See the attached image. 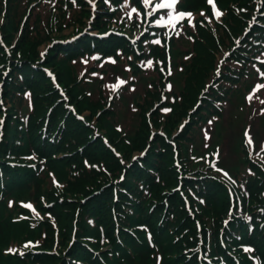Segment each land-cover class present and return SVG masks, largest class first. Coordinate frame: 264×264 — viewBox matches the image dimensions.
I'll list each match as a JSON object with an SVG mask.
<instances>
[{"label":"trees","instance_id":"16d2710c","mask_svg":"<svg viewBox=\"0 0 264 264\" xmlns=\"http://www.w3.org/2000/svg\"><path fill=\"white\" fill-rule=\"evenodd\" d=\"M131 1L133 2L134 0ZM216 1L223 10H225V16L221 19V23L216 24V22H213L210 24L206 18L200 17L198 19L199 21L197 20L193 27L187 28L185 35L182 36L181 39L184 49L175 47V49L170 50L174 70L173 80L175 83L181 85V89L177 96L174 95L175 98H180L178 100L180 102L176 103V107H174V111L171 114L172 118H177L180 114H185L187 109L193 105L197 99V95L202 89H205V83L210 82L211 77L209 78V76L213 75L214 68L218 62L217 58L222 56L224 49H232L233 39L242 35L243 29L247 25V20L250 18L252 0ZM62 2L63 0H0V12L5 7L6 15L11 20V23H16L15 25H10L5 20L4 27L2 28L5 42L10 47V50L6 51L0 46V67L2 64L4 65L10 61L11 67L13 68L16 65L14 63L15 60L19 59L21 61L20 65L22 67L19 71L31 76L29 80L25 75V83L33 85L34 102L37 104L36 112L42 116L47 109L49 97L46 96L48 92L46 87L40 91V86L43 85V81L40 79L41 76L38 72L33 71V67L30 65L39 60L37 46L47 40L53 39L55 35L59 37L60 28H62L63 25L68 24L69 26L72 23L79 28V26L83 24L81 21V16L83 14L82 10L81 13L77 14L76 19L70 20L68 11ZM182 7L192 10L196 16L200 14V10H206L209 15V8L206 6L205 0H183ZM24 13H26V20L23 23L24 28L21 33L19 32L16 44L11 45V40L18 31L17 24ZM10 14H12L15 19H12ZM104 15L105 13H103V16ZM103 24L106 25V22H103L99 16L93 26L94 28H98L99 25ZM214 27L216 28L215 30ZM89 42H91V39L84 37L78 41L77 44L80 48H88ZM120 42L124 41L111 37L109 40L104 41L95 40L93 44L102 52L109 50V53L114 54L113 49L116 44L121 45ZM245 42L248 44L251 43L248 38L243 41L242 45ZM9 52L10 56H7L6 53ZM55 52H57V49L50 51V57L46 59L44 64L46 65L52 62V67H57L59 81L65 87H69V81L74 83H72L73 85H71L70 89H66L72 100L71 102L75 103L79 111L82 109H89L92 116L96 114L97 109L101 110L97 119V127L100 131L104 132L110 142L122 153L123 158L129 160L133 151L142 149L149 141V124L145 112L151 109V105L142 106L138 118V126L134 129H129L125 136L122 137L120 133L113 129V117L109 112L104 111L103 105L100 100L95 97L94 92L88 89L85 84L77 83V75L73 69L72 62L67 55L64 57L66 53L63 52L64 60L59 61L55 60L53 57L57 55ZM150 52L153 53L152 55H154V52H157L156 54L160 53V55L158 54L160 58L163 60L165 59V51L163 49L151 48ZM240 54L241 51L237 54L234 53L238 62L234 64V66L226 67L227 72L223 74V78L227 79L231 77L232 72L239 77L244 75V73L246 77L250 75L247 62L243 60ZM179 66L180 71H178ZM60 67H62V69H60ZM133 69H135V67H133ZM70 70L73 73L72 76L70 75ZM155 72L161 77L157 68ZM160 77L157 81L158 83L152 82L154 89L157 88L155 84L162 85ZM64 79H68L69 81H64ZM38 93L40 94L41 105L38 103ZM204 102H206V100ZM57 109L62 111L60 106H56L53 114L54 119L59 114ZM207 114H209L208 110L201 113L199 119L204 120ZM88 119H90V117ZM150 120L154 126H158L159 118L157 117V111L152 112ZM30 122L34 125L33 119H31ZM164 128L165 131H167L166 122ZM72 131L81 132L74 137L80 144H75V141L70 139ZM192 131L193 128L191 125H188L180 135V140H188L187 136L191 134ZM92 133V129L86 128L83 123L77 122L74 117L67 115L64 117L62 125L58 127V134L55 137V142L51 144L47 139L43 141L39 154L46 157V165L51 169H55V173L59 180L65 183L62 192L70 196L83 195L82 199H85V205L83 207L90 205V209L98 214V216H100L102 212H108L102 220L104 222L106 221V224L109 223L108 225H110L113 230H115L114 228H119V244L117 243V245L122 246L124 250L115 245L112 233H108V237L113 245L120 249L121 252L125 253L126 251L128 264H133L134 262V258H131L134 256L131 255H137L139 258L142 256V259H140L141 264L154 263L153 257H150L153 251L148 249L143 232L135 230L133 234H129L124 230L127 227H134V225L138 223H143L148 226L156 245L155 248L161 254V264H195L194 258L187 260L185 256L180 257L183 252L182 250L191 245L190 240L194 239L195 225L187 215L183 206L184 204L179 197V193L171 192V188L177 183L178 176L177 169L172 162L170 146L166 144L163 138L155 135L154 143L159 141V143H157L161 146V149L157 150L156 147L152 145L146 158L143 160L142 167L134 163L130 169H127L125 181L121 185L129 191V193L135 195L139 199L134 201L124 199L123 195L119 193L118 204L113 205L110 209L107 206L108 201L112 202L113 199L111 197L112 187L110 184L112 178L117 176L116 172L120 171L121 166L111 152L104 147L100 138L93 140L91 136ZM34 134L35 132H30L32 138ZM32 138L30 137L29 140L31 141ZM32 141L34 144L40 143L39 137L37 136L36 139ZM180 142L178 143V150L181 164L185 172H188L193 170L189 167V151L187 147H183ZM80 147H83L81 153L78 150ZM65 151L73 155L69 157L68 160L66 157L60 160L55 159L56 154ZM242 154L241 161L244 163L246 161L245 155L244 153ZM83 157L87 158L88 162L91 164L102 161L112 174V178H108L106 175L97 173L94 170L88 172L82 166L81 159ZM148 168H152L157 172L159 177L158 181H155L153 177L147 173ZM2 170L5 175V185L3 186L2 192H19L22 191V189H27L31 183L30 179L34 177V174L22 168L11 169L7 166H2ZM198 170L200 171L195 173L197 178L207 174L204 169ZM74 171L77 173H74ZM143 181H146V186L149 189V196H151V198L148 197L146 200H141L138 191V182ZM183 182L184 186H192L191 182L187 180H183ZM37 183L39 182L34 178L33 185L36 192L34 198L40 206L38 199L39 187H36ZM87 187H90L91 190L88 191L86 189ZM247 187L250 192V198L258 200L259 205L264 204V198L261 197V193L259 192L260 189H264V183L257 186L256 182L249 180ZM184 189L185 187L183 191ZM163 192H167L164 194L165 196H162ZM185 194L187 195L186 192ZM199 194L202 195L205 200L204 206L200 204L194 205L192 202V209L195 218L202 224V237L205 241L204 247L210 252L212 258H218L220 256L224 258L226 251L223 250L219 242V229L221 226V216L225 214L228 205L227 191L215 180L204 178L199 182ZM44 195V197H47L46 194ZM163 197L166 201H164ZM62 198L60 203L58 202L59 200H55L53 202L54 207L50 210L56 216L59 225L61 224L62 217L58 212V208H70V204L75 201L67 197ZM93 201L104 209L97 208ZM125 201L128 206L132 208L133 215L118 214L116 208L124 211L127 206ZM137 202H139L140 205ZM162 203H165L163 205L164 207H168L169 214L173 215L170 219L163 214ZM141 208L143 211L138 212ZM72 210H74V206ZM114 211L116 215H119L121 222H114L115 217H111L110 215V213ZM69 218L70 215L67 220H70ZM25 229L26 225L24 223L11 224L9 217L4 216V208L0 206V247L5 243L6 238L10 234H17ZM240 229L242 232V239L254 246L256 252L260 256V263L264 264V229L259 230L257 226H255L251 235H247L242 226ZM105 232H107L106 229ZM224 240L225 248L228 249H230V242L236 243L232 235V230L229 233L225 232ZM87 255L89 257V254ZM225 258L228 264H234L228 257L225 256ZM51 261H53V259L45 263ZM0 264L21 263L14 258L3 257L0 252ZM242 264H249V262L245 261L242 262Z\"/></svg>","mask_w":264,"mask_h":264},{"label":"rangeland","instance_id":"374dc122","mask_svg":"<svg viewBox=\"0 0 264 264\" xmlns=\"http://www.w3.org/2000/svg\"><path fill=\"white\" fill-rule=\"evenodd\" d=\"M79 3H81V0H78ZM95 1V0H94ZM97 3L99 5H101V1L96 0ZM254 4V2L252 1V5ZM102 6V5H101ZM252 7V6H251ZM218 10L219 13H222V15H220L219 17H217L216 20H220L225 16V10H223V8L218 4ZM0 13H3V16L0 17V29L2 30V28L4 27L5 24V20L11 25H15L16 23H11V20L9 19V17L6 15V8L4 7ZM12 19H15L13 17L12 14H10ZM26 13H24L23 17L19 20L18 24H17V32L16 33H21L23 27V20L25 17ZM200 17H205V15L203 13L198 14L197 16L191 17L190 18V22H196ZM89 18V14L87 13V10L84 9V12L81 16V21H83L84 19H88ZM87 21V20H86ZM84 21V22H86ZM199 21V20H198ZM209 21V20H207ZM83 22V23H84ZM206 22V21H205ZM209 23H213L211 21H209ZM72 24V23H71ZM218 24V23H216ZM74 25V24H72ZM85 25V24H84ZM84 25H82L81 27H84ZM67 25H63L62 28H60V35L61 34H68L70 29H67ZM216 28L214 27V30ZM17 36H14L11 40V43H13V41L15 40ZM49 40L39 44L37 46V54H40L41 52L45 51L46 49V43ZM59 50H64V48H60ZM67 54L64 55V57ZM48 57H50V55H48ZM55 58V60H59V61H63V55H56L53 56ZM219 57L217 58L218 61ZM3 65V64H2ZM1 65V66H2ZM49 68H54L55 71L57 72V67H52V62H49L48 64H46ZM3 67V66H2ZM0 67V69L2 68ZM60 69H62V67H60ZM64 81H69L68 79H64ZM10 84V81H8ZM69 87H66L67 89H70L71 85H73L74 83L69 81ZM86 82V80L84 79L83 84ZM73 83V84H72ZM48 83L46 81L43 82V86L47 85ZM264 100V96L261 98L259 97V99H256L254 106H252L251 108L254 110H259L260 106L263 107L264 103H262L261 101ZM50 104V102H49ZM173 107H176V103L172 104ZM250 110H248L247 112H249ZM61 112V110L59 111ZM84 114H87V112H85ZM242 114H243V103L241 102V100H236L232 105H230V107L228 108L227 112H226V123L223 126H217L214 129V133H213V139H217L218 136L223 137V135H226L228 137V139H230V143L226 142L225 144L220 143V153H219V157H218V164H216V166H219L220 169H227V170H232L234 167L236 169H238L240 167V163L238 162V156L235 159V162L230 161V159L232 158V151L230 150L229 154H227V150L231 148V146H233L234 143H238V140L240 138V136L242 135V133L244 131L247 130V128H245L244 126V122L242 120ZM73 117V116H72ZM111 117V116H110ZM182 117L179 116L177 118H172L171 116H167V131L166 133L169 134V137L172 139V134L176 132V128L177 126L181 123ZM121 122H125L121 121ZM247 123L250 124H255L256 120H249L247 119ZM35 125V124H34ZM32 125L31 122H29L26 126L24 127H20L19 123L17 121H14L11 123L10 128L7 130V136L4 135V141L3 143H1V147L3 149H11V152L16 151V149H18L21 145V148L18 150H25L28 149L29 144L26 142L27 140L30 139V137L32 138V136L30 135V132H37L39 130V127H37L36 125L34 126ZM13 127H16L17 129L14 130ZM52 131V129H51ZM41 132L43 133L44 137L46 136V131L43 129L41 130ZM79 133H81L80 131H72V134L70 135V139L72 141H75V144H80L79 142H77V140L74 138L76 135H78ZM176 134V133H175ZM33 139H36V136H34L31 141ZM256 142H261L262 146H264V130H261L259 132V134L255 137L254 139ZM224 141V140H223ZM159 143V141H156V143ZM182 144L183 147H187V149H189V147L191 146L190 141H181L180 142ZM32 144L33 141H32ZM168 146H170L171 148V154H172V162L174 163V146L173 144H171L170 142L166 143ZM202 145H206V142H201L197 149L195 148V153L197 155L199 154H204L207 150H209L208 147L205 148H201ZM224 150H226V154L224 153ZM40 151L35 150L34 154H39ZM64 156L58 158V160L63 159L64 157L69 158V154L68 152H64ZM51 154V153H50ZM38 158H41V156H39ZM37 167L41 168V164H38ZM202 167H205V165H203ZM36 169L33 168V171H35ZM55 173V169L53 170H49L46 174L44 175H40L39 178V182H40V187L42 188V191L47 195V197H44L43 194H41V197L44 200V203L40 205V207L35 208L33 206V203H28L31 201V190L29 191H19V193L17 195H15L11 201L13 203H11L12 206H23L25 209H21L16 213V210H14V213H16V215H14L13 217L16 218L19 216V214H23V218L28 219V218H41L45 212L48 211L49 209H53V202L55 200H59L58 202L60 203V201L63 199L62 197H67L70 198L73 201V203L70 204V208H65V207H60L58 208V212L62 217V221L61 224L59 225V228L56 230L54 238L53 239H60V242H57V245L55 246V248H57V246L59 245L60 248L57 251H53V250H49V252H46L45 254H40L38 257V260L35 262L36 264H57L58 259H60V257H58L57 255L60 254V252L62 251L61 249H64V247L66 246L67 242L70 239L71 233L74 229V227H78V232H79V238L78 240L75 242V244L73 245V247L71 248L70 251L66 252L63 255L68 254V256L70 258H76V261L79 262H84L85 259L88 258L87 254H90L92 256V250L89 249L84 242H82L81 240L87 239L86 241L88 242V244L93 248V249H97L101 255L99 256L100 259L102 261H104L106 264H128L127 262V255L125 254H120V250L118 251L117 248L113 245L112 241H110V238L108 237V233H114V230L112 229V227L108 224H106V221L104 222L102 219L103 217L108 213V212H102V214H100V216H98V214H96L94 211H92L90 209V205H87L85 207H83L85 205V202L82 203V197L83 195H74V196H70V195H65L62 192V187H63V183L61 181L58 180V178H51L52 174ZM264 183V181H263ZM144 187V186H143ZM143 187L138 188V191H142ZM88 191L91 190L90 187L86 188ZM167 192H163L162 196H165L164 194H166ZM123 198L124 199H128V200H138V198L135 195H131L130 194H125L122 193ZM131 195V196H130ZM149 198H151V196L148 195ZM164 199V197H163ZM77 201V202H76ZM164 201H166V199H164ZM93 203L95 204V206H97V208H102L100 205H97L95 201H93ZM139 205L140 203L137 202ZM51 204V205H50ZM125 204L127 205L126 207L131 209V211H126L124 209L121 210L119 208H116L118 210V214L119 215H126L129 213H133V210L130 206H128L127 202L125 201ZM165 203H162V206ZM26 205H31V207H26ZM74 206V210L73 209ZM108 208H112V202L110 204H107ZM48 207V208H47ZM104 209V208H102ZM143 209H139L138 212H142ZM111 212V211H110ZM8 217L9 220L12 219L11 214L13 213V208L11 207L10 209H8ZM163 214L168 217V219H170L173 215L169 214V209L167 206H163ZM70 215V220H67L68 216ZM72 215V218H71ZM111 217L115 216V218L117 219L116 222L119 223L121 222V219L119 217V215L114 214L113 212L110 213ZM264 215V213H263ZM115 222V221H114ZM43 223V226H46L45 229H49V232L51 233V236H53L52 234V230L53 228L50 226V224H48V222H41ZM109 226V227H107ZM264 228V227H263ZM105 229L107 232H105ZM240 227L237 226L236 229H233V231H237L239 230ZM85 241V240H84ZM198 242V240L196 239H192L190 240V244L191 246H195L196 243ZM46 246H49V243L46 244ZM49 248H52L49 247ZM151 251V250H150ZM149 251V254H150ZM183 251V250H182ZM187 253H183L181 254L180 257L182 256H186ZM134 256L132 258L133 259V264H141L140 263V259H142V256H140V258L137 255H131ZM150 256V255H149ZM150 257H153L154 259V263L153 264H159L158 262V257L157 255L153 252L152 255ZM50 259H53V261L45 263L47 261H49ZM65 259V256H63L62 261L60 263L63 262V260ZM178 259V258H177ZM195 260V259H194ZM69 262H71L70 260H67ZM137 262V263H136ZM196 260H195V264H196ZM29 263H31V261H29ZM198 264H201V262H198Z\"/></svg>","mask_w":264,"mask_h":264},{"label":"snow or ice","instance_id":"6c2138e0","mask_svg":"<svg viewBox=\"0 0 264 264\" xmlns=\"http://www.w3.org/2000/svg\"><path fill=\"white\" fill-rule=\"evenodd\" d=\"M142 2L145 3V4H150V3L152 2V0H142ZM178 2H179V0H164V3H161V4L157 5V8H158V9L172 8L173 5L177 4ZM207 3H208L209 5H212V4H213V0H207ZM132 11L135 12L136 9H132ZM173 11H175L174 8H173L172 11H169V12H168V15H169L170 17L173 16ZM213 14H214L215 16H217V17H219L220 15H222V13L216 12L215 10H214ZM176 15H177L178 17H185L186 15H187V16H190L191 13H187V14H186V13H184V12H177ZM154 43L159 44L160 41H159V40H156V41H154ZM150 64H151V62H149V65H150ZM123 83H124V81H119L118 84L113 85L112 87H113L114 89H115V88H118V87L120 86V84H123ZM169 87H171V86H169ZM258 87H260V86H258ZM248 99H252V97L249 96ZM261 102L264 103V101H261ZM164 111L167 112V111H170V109H164ZM245 138H246V142H247L248 144H252V143H253V142H252V138L249 136V134H248L247 131L245 132ZM262 150H264V146H262ZM213 167H215V165H213ZM218 170H219V169H218ZM219 171H222V170H219ZM224 175L227 176V173H224ZM26 207H31V205H26ZM27 246H28V245H25V247H27ZM246 250H248V249H246Z\"/></svg>","mask_w":264,"mask_h":264}]
</instances>
